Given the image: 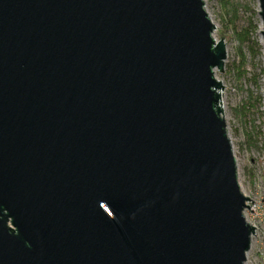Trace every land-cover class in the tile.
I'll return each mask as SVG.
<instances>
[{
  "label": "water",
  "instance_id": "obj_1",
  "mask_svg": "<svg viewBox=\"0 0 264 264\" xmlns=\"http://www.w3.org/2000/svg\"><path fill=\"white\" fill-rule=\"evenodd\" d=\"M215 29L203 0H0V264L246 263Z\"/></svg>",
  "mask_w": 264,
  "mask_h": 264
},
{
  "label": "rangeland",
  "instance_id": "obj_2",
  "mask_svg": "<svg viewBox=\"0 0 264 264\" xmlns=\"http://www.w3.org/2000/svg\"><path fill=\"white\" fill-rule=\"evenodd\" d=\"M233 2L255 12L252 23L257 25V30L253 36L260 41L258 2L256 0ZM203 3L216 28L213 38L217 41L221 39V35L225 37L227 58L224 73L216 71L215 77L224 87L223 91H220L221 105L236 160L240 191L250 198L247 203L249 209L244 211V215L246 221L256 228L254 235L251 236L245 264H264V49L261 55L256 57H251L246 52L248 61L243 75L228 71L227 66L237 60V41L232 35L229 17L225 15L221 0H203ZM239 14L244 18L250 16L243 9L239 10ZM239 24H242V21ZM256 96L261 97L259 106L253 103ZM250 102L255 106L253 109ZM244 106L245 109L242 110Z\"/></svg>",
  "mask_w": 264,
  "mask_h": 264
},
{
  "label": "trees",
  "instance_id": "obj_3",
  "mask_svg": "<svg viewBox=\"0 0 264 264\" xmlns=\"http://www.w3.org/2000/svg\"><path fill=\"white\" fill-rule=\"evenodd\" d=\"M222 7L225 12V15H228V23L232 28V35L236 38L237 41V60L232 64L227 66L228 71H233L238 75L244 74L245 66L247 65L246 52L251 57H256L261 55L263 47L253 35L257 30V25L252 23V17L255 15V12H252L250 9H246L244 5L233 2V0H221ZM243 9L246 13H249L250 16L244 18L243 15L239 14V10ZM242 21V24L239 22ZM261 97H254L253 103H256L257 106L261 105ZM251 103V102H250ZM252 109L255 107L252 104ZM245 109V106L242 107V110ZM241 110V111H242Z\"/></svg>",
  "mask_w": 264,
  "mask_h": 264
},
{
  "label": "bare ground",
  "instance_id": "obj_4",
  "mask_svg": "<svg viewBox=\"0 0 264 264\" xmlns=\"http://www.w3.org/2000/svg\"><path fill=\"white\" fill-rule=\"evenodd\" d=\"M263 103H264V101H263Z\"/></svg>",
  "mask_w": 264,
  "mask_h": 264
}]
</instances>
